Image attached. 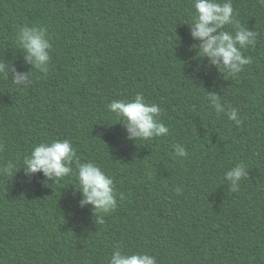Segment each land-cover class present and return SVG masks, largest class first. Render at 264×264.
<instances>
[{
	"label": "trees",
	"instance_id": "16d2710c",
	"mask_svg": "<svg viewBox=\"0 0 264 264\" xmlns=\"http://www.w3.org/2000/svg\"><path fill=\"white\" fill-rule=\"evenodd\" d=\"M194 2L0 0V61L33 72L27 88L0 76V169L15 164L0 171V264H109L116 248L157 264H264V5L231 0L257 35L241 49L252 64L229 75L197 57ZM22 26L47 29V73L25 62ZM138 92L160 106L166 136L129 140L107 108ZM209 93L242 124L217 115ZM65 139L114 180L117 205L103 223L80 207L75 175L27 182L20 169L35 146ZM239 163L248 176L234 192L225 173Z\"/></svg>",
	"mask_w": 264,
	"mask_h": 264
},
{
	"label": "clouds",
	"instance_id": "9594fccd",
	"mask_svg": "<svg viewBox=\"0 0 264 264\" xmlns=\"http://www.w3.org/2000/svg\"><path fill=\"white\" fill-rule=\"evenodd\" d=\"M264 5V0H258ZM196 14L190 25V34L194 40L200 42L197 57H207L210 65L221 70H226L229 75L239 74L244 66L252 64V58L245 56L241 49L254 46L256 33L249 28L240 25L234 19V9L231 0H195ZM226 25H234L235 32L232 34L224 30ZM16 39L24 52V60L32 65L33 69L41 73L49 70L50 53L52 48L47 38V29L37 26H22L19 28ZM197 53V54H198ZM11 72L12 81L15 85L24 88L33 83V72H20L15 67L9 68L0 61V76L8 78ZM208 100L214 106L217 115L226 112L228 119L240 126L243 122L238 115V108L227 111L220 102V97L215 93L208 94ZM107 108L114 113L119 122L123 121L124 128L129 140H150L166 136L169 128L162 122H158L161 108L154 102H148L143 93H136L129 101L113 100ZM3 151V145H0ZM178 156H187L183 146H175ZM75 163V171L72 167ZM15 168L13 162H8L0 171L11 175ZM23 169L27 182L37 174L42 175L48 181L58 182L65 177L75 175L77 183L76 191L80 193L79 205L84 208L91 205L93 211L100 214L97 223H103V215L115 210L117 205L115 184L113 178L106 174L101 167L94 162L81 163L71 142L67 139L62 141L43 142L35 146L29 155L23 159ZM248 176V171L243 163H239L226 171L225 179L230 182L231 191L239 190V183ZM177 192L181 189L177 188ZM121 198L123 194H120ZM109 264H157L156 258L146 253L126 254L119 248L114 249Z\"/></svg>",
	"mask_w": 264,
	"mask_h": 264
}]
</instances>
